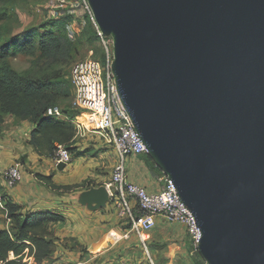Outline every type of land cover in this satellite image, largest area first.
I'll use <instances>...</instances> for the list:
<instances>
[{
	"label": "water",
	"instance_id": "1",
	"mask_svg": "<svg viewBox=\"0 0 264 264\" xmlns=\"http://www.w3.org/2000/svg\"><path fill=\"white\" fill-rule=\"evenodd\" d=\"M88 2L112 39L121 102L195 216L205 263L264 264V0ZM109 201L105 185L81 195Z\"/></svg>",
	"mask_w": 264,
	"mask_h": 264
},
{
	"label": "crops",
	"instance_id": "2",
	"mask_svg": "<svg viewBox=\"0 0 264 264\" xmlns=\"http://www.w3.org/2000/svg\"><path fill=\"white\" fill-rule=\"evenodd\" d=\"M72 121L78 129L72 145L74 157L66 168L59 170L52 158L39 155L28 143L33 124L28 120L16 121L11 115L6 117L0 135V166L6 170L21 159L24 171L22 180L14 187H8L4 181V193L15 207L16 215L26 217L46 213L45 216L61 218L44 222L45 227L40 230L48 241H52L46 255L42 256L47 264L137 263L141 251L145 253L141 239L135 234L116 245L102 247L112 229L126 225L111 201L100 209H95L94 204L81 202L85 191L104 186L110 180L118 159L115 147L97 125L93 127L76 118ZM86 150L84 155H75L77 151ZM126 167L129 180L150 193L167 188L168 177L148 154L129 156ZM174 225L158 216L155 227L144 232L151 250L156 240L173 239L166 249L168 264H180L182 256L195 254L187 228L177 225L178 231L171 232L169 227ZM0 228H7L1 213ZM10 258H14L13 253Z\"/></svg>",
	"mask_w": 264,
	"mask_h": 264
},
{
	"label": "trees",
	"instance_id": "3",
	"mask_svg": "<svg viewBox=\"0 0 264 264\" xmlns=\"http://www.w3.org/2000/svg\"><path fill=\"white\" fill-rule=\"evenodd\" d=\"M5 16L13 15L6 12ZM73 21L72 15H63L28 31L14 34L10 30L0 42V135L8 115L16 121L28 120L34 126L28 143L36 153L52 159L57 144L66 145L74 157L72 145L78 133L72 121L76 115L63 106L72 97V92L75 93L72 80L66 79L65 69L74 61V54L81 49L83 41H100L97 27L89 15L77 40L72 41L68 25ZM22 53L33 56V60L30 69L20 71L13 66L12 59ZM105 58L103 53L101 62ZM55 108L60 109L64 119L49 114V110ZM87 151H77L75 155H84ZM7 199L13 226L0 228V264H25L24 259L30 253L43 261L42 256L46 255L52 241H48L40 230L45 227L44 222L61 218L45 216L46 213L21 217L15 214V207ZM194 249L200 260L198 264L205 263L197 247ZM11 253L14 258H10Z\"/></svg>",
	"mask_w": 264,
	"mask_h": 264
},
{
	"label": "built area",
	"instance_id": "4",
	"mask_svg": "<svg viewBox=\"0 0 264 264\" xmlns=\"http://www.w3.org/2000/svg\"><path fill=\"white\" fill-rule=\"evenodd\" d=\"M76 1L78 7L86 11L95 23L88 0ZM73 22L68 25V31L74 35L76 21ZM83 24H86L85 20L81 23L82 26ZM97 30L106 56L104 62L92 58L77 61L71 69V80L75 89L73 108L90 113L97 122L99 130L106 133L117 152V163L105 186L109 191L111 203L118 209V214L126 225L112 229L106 235L105 244L102 247L116 245L135 234L141 239L146 254L153 262L144 239V232L155 227L158 216L185 226L194 246L197 247L202 237L197 220L182 201L169 178L167 188L157 193H150L145 187L131 182L128 178L127 158L134 154H149V151L117 91L112 72L114 60L111 51L112 39L104 36L98 27ZM49 114L59 118L65 117L58 108L50 109ZM72 160L73 156L68 147L57 144L53 157L56 167L60 163L68 165ZM23 171L24 165L21 161H16L6 170L0 167V213L7 222V228L11 227L12 218L9 214L8 199L4 193V181L8 187H14L22 180ZM24 263L47 264L38 260L34 253L28 254Z\"/></svg>",
	"mask_w": 264,
	"mask_h": 264
},
{
	"label": "rangeland",
	"instance_id": "5",
	"mask_svg": "<svg viewBox=\"0 0 264 264\" xmlns=\"http://www.w3.org/2000/svg\"><path fill=\"white\" fill-rule=\"evenodd\" d=\"M78 6L79 5L77 4L76 0H0V42L5 39V33L10 30H13L14 34L28 31L32 28H38L42 26L44 22L50 19H55L63 15H72L74 17V21H76V33L73 35L68 32V35L72 41H76L78 34L81 33L83 27L86 25L83 24L82 26L81 23L84 22V20L87 21L89 15L88 13H86V11ZM6 12L12 13L13 16H5ZM77 29L80 30L77 31ZM83 42L84 44H81V49L74 54V61L65 69V74L67 75L66 79H68V81L71 79V69L77 61L86 58L103 61V53L105 54V52L101 40L95 41L94 43H89L87 41ZM111 51L113 52V45ZM32 60L33 56L27 53H22L16 58H13L12 62L13 66L16 69L23 71L28 70L32 67ZM73 99L74 91L72 92V97L70 98V100L64 103V108L69 111V113L76 115L75 118L78 120L80 119V122L85 121L93 127L96 126L97 122L90 113H84L83 111L73 108ZM177 225L181 224L175 223L174 226L169 227L170 231L177 232ZM172 241L173 239L164 242L156 240L152 244V250L151 247L148 246L150 252L154 253L152 254L153 262L150 260L143 248L145 254H142L141 251V254H139L137 260L138 262L133 264H168L169 258L167 256L168 251L166 249L169 243H171ZM191 258L193 259V261L191 260ZM199 261L200 260L197 259L196 254H194L193 256H188L187 253L182 256V262L180 264H198Z\"/></svg>",
	"mask_w": 264,
	"mask_h": 264
}]
</instances>
